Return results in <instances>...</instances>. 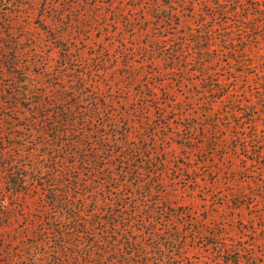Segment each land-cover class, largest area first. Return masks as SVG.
Masks as SVG:
<instances>
[{
	"label": "trees",
	"instance_id": "trees-1",
	"mask_svg": "<svg viewBox=\"0 0 264 264\" xmlns=\"http://www.w3.org/2000/svg\"><path fill=\"white\" fill-rule=\"evenodd\" d=\"M132 1V9L141 11L147 21L153 18L151 10L159 12L154 16L159 32L139 44H129L125 38L112 58L122 63L119 78L123 83L140 84V94L133 98L137 106L131 112L97 90L93 76L80 68L87 62L80 63L74 54L75 28L72 21L64 20L73 16L79 4L76 0H44L37 16L49 37L43 44L60 53L56 65L49 61L51 52L40 62V41L22 46L27 40L26 29L13 28L23 24L21 11L7 12L9 17L2 18L0 85L5 87H0V190L4 194L0 198V231L13 230L9 224L15 208L7 203L9 196L22 201L37 198L43 216L35 219L37 224L28 221L23 227L36 228L26 238L18 241L0 235V264H182L175 262L180 258L177 251L185 249L182 237L160 227L171 208L163 207V198L157 197L163 196L164 191L157 188L163 180L155 177L161 175L159 166L167 159L146 152L152 148L138 141L131 118L134 111L149 117L154 109H160L165 110L158 116L160 121L168 123L163 122L169 119L168 103L176 100H162L158 76L174 72L177 81L185 85L189 76L199 75L193 82L200 88L191 90L189 102L195 105L190 109L201 122L190 124L189 129L204 126L208 136L204 135L202 143L206 145L209 138L212 153L221 149L226 159L233 152H252V162L259 160L264 169V131L258 120V115H264V55L257 59L254 54L257 48L264 53V0ZM15 5L30 7L24 2ZM182 8L187 12L186 24ZM99 58L101 72L104 60ZM161 59L168 66L156 69L155 77H146V66ZM230 64L235 65L237 81L248 67H258V95L253 91L251 100L241 97L239 84H232L233 80L220 72ZM43 65V70H36ZM130 99L122 97V101ZM196 108L209 118L196 114ZM236 115L242 119L235 121ZM234 125L239 130L232 138L223 133ZM186 139L195 141L192 136ZM223 139H229V144ZM261 172L254 173L262 177L258 184L264 193V170ZM239 193L243 198L260 195L247 190L245 182ZM39 222L46 225L40 227ZM22 232L16 231L18 236ZM9 241L19 246L10 247ZM238 241L226 250L231 257L225 264H264V255L255 245L246 255L247 248Z\"/></svg>",
	"mask_w": 264,
	"mask_h": 264
},
{
	"label": "rangeland",
	"instance_id": "rangeland-1",
	"mask_svg": "<svg viewBox=\"0 0 264 264\" xmlns=\"http://www.w3.org/2000/svg\"><path fill=\"white\" fill-rule=\"evenodd\" d=\"M18 2L29 4L30 7L19 9V7H15ZM43 2L44 0H0V31L5 30L2 18L9 17L7 12L21 11L23 24L21 27L18 24L13 25V28L26 29L23 32L27 40L22 46L28 47L27 42L37 44L40 41L39 52L43 56L39 57L40 62L46 61L44 54L51 52L49 61L52 65H56L60 59V53L58 49L43 44L49 37L40 28L37 19ZM76 2L79 4L76 5L73 16L69 15V18L64 20L65 22L72 21L75 28L76 39L72 43V47L75 49L74 54L78 55L80 63L87 62L83 63L80 68L93 76V84L97 90L104 94L108 93L123 110L131 112L137 106L133 98L139 96L140 84L123 83L119 78V74L122 72V63H118L112 58L115 53L120 51V45L125 38L129 44H139L150 41L153 36L158 34V25L154 16H158L159 12L156 9L151 10L153 18L151 21H147L141 11L132 9L134 3L132 0H76ZM148 5L145 4L146 7ZM200 6H197L198 10H201ZM181 11L184 14L183 24H186L189 22L187 12L183 8ZM48 23H50L49 20ZM130 23H133V26ZM134 26L139 27V30L135 31ZM153 46L154 44L151 43L150 49H153ZM29 48L35 50V47ZM254 54L257 59L261 54L264 55L263 51L258 48ZM32 57L34 58V56ZM97 58L104 60L103 63H105L100 66L103 68L101 72L98 71ZM230 65L220 72L228 75L233 80L232 84H239L241 97L251 100L253 91L258 95V78L255 75L258 67H248L237 81L235 76L238 74L233 69L235 65ZM166 66L168 63L165 59H161L156 64L149 63L146 66V77H155L153 75L155 70ZM35 68L43 70L44 65ZM0 76L2 77V75ZM188 78L190 81L181 85L174 72L158 76L162 100L165 102V98L170 97L176 100L168 103L169 119H163V122H168L166 125L162 124L158 117L165 110L154 109L153 114L149 117H144L142 113L134 111L131 116L132 122H134V135L139 138L138 141L143 146L152 148L146 152L154 153L159 159H167L166 164L163 163L159 166L162 171L161 175L158 174L155 178L159 177L163 180L157 185V188L164 191L163 196L157 195V197L163 198V207L169 205L171 208L169 213L165 212L160 227L166 233L172 231L181 236L182 244L185 246L184 250L177 251L180 258L175 262L225 264V260L231 257L226 250L236 240H239L238 243L243 248H247L246 255L250 254V247L254 245L264 255V218L260 217L264 214V193H261L262 188L258 184L262 177L254 173L255 171L263 173L261 171L264 169H262L259 160L257 163L252 162L251 158L255 157L252 152L245 150H241L240 153L233 152L226 159L223 157L221 149L212 153L213 149L207 145L209 138L206 145L202 143L206 141L204 135L208 136L204 126L198 125L194 130L189 129L190 124L200 123L201 120L192 114L190 108H194L195 105L189 102L191 90L195 91L200 88V85L193 82L199 78V75L195 74ZM8 80L6 79L5 83ZM0 87L3 89L5 85H0ZM168 89H174V92ZM243 89H246L247 92ZM123 96H131L130 101H122ZM240 107L246 109L244 105ZM181 108H185L184 112L179 111ZM194 112L201 113L202 118H209L201 108H196ZM233 119L238 121L242 117L236 115L233 116ZM227 120L228 118H225L223 122L225 123ZM258 120L261 121L260 126L264 131V115H258ZM234 127L228 131L224 130L223 133H229V137H231L239 130L235 125ZM219 130L221 129L219 128ZM210 132L214 133L212 130ZM190 136L194 137L195 141H187L186 137ZM262 136L264 138V132H262ZM229 141V139H223L222 142L229 144ZM191 147L193 148L189 149ZM261 162L264 164V158ZM155 170L157 171V169ZM242 182L247 184V190L256 191L260 195H251L249 198L241 197L239 186ZM3 194V190H0V198ZM6 201L9 206L15 208L12 211L13 217L9 224L13 230L0 231V235L7 234L18 241L28 237L36 228L23 227L27 225L28 221L36 222L37 217L43 216L38 207L39 200L31 196L22 201L20 198L9 196ZM19 205L26 207L28 212L22 210ZM0 208H2L1 200ZM28 213L30 218L26 215ZM38 224L40 227L46 225L43 222ZM19 229L23 232L18 236L16 231ZM216 233L223 235L218 237L214 235ZM11 242L9 241L8 246H19L13 245ZM1 257L2 255H0Z\"/></svg>",
	"mask_w": 264,
	"mask_h": 264
}]
</instances>
